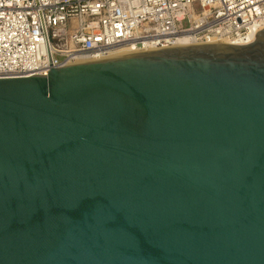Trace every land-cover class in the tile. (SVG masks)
<instances>
[{
  "label": "water",
  "instance_id": "95a60500",
  "mask_svg": "<svg viewBox=\"0 0 264 264\" xmlns=\"http://www.w3.org/2000/svg\"><path fill=\"white\" fill-rule=\"evenodd\" d=\"M0 264H264V28L0 77Z\"/></svg>",
  "mask_w": 264,
  "mask_h": 264
},
{
  "label": "built area",
  "instance_id": "2783aa9c",
  "mask_svg": "<svg viewBox=\"0 0 264 264\" xmlns=\"http://www.w3.org/2000/svg\"><path fill=\"white\" fill-rule=\"evenodd\" d=\"M263 28L264 0H0V77L165 48L180 36L243 45Z\"/></svg>",
  "mask_w": 264,
  "mask_h": 264
},
{
  "label": "bare ground",
  "instance_id": "6f19581e",
  "mask_svg": "<svg viewBox=\"0 0 264 264\" xmlns=\"http://www.w3.org/2000/svg\"><path fill=\"white\" fill-rule=\"evenodd\" d=\"M256 33H258V32L253 33L252 36H251V34L247 35V38H246L245 42H242V43L251 42L254 39V35ZM206 43H209V44H228V42L225 41V40H221V41L209 40ZM235 43L239 44V42H235ZM198 44L199 43H194V42L188 40L187 37H185V36H183V37L180 36V37H177L176 41L172 44V46H169V47L184 46V45H198ZM140 51H145V50H141V49L131 50L130 47H127V48L120 49V50H118L116 52H112L108 56H106L105 58L112 57V56H117V55L135 53V52H140ZM92 60H97V59L80 60V61H77V62H85V61H92ZM77 62H74V63H77Z\"/></svg>",
  "mask_w": 264,
  "mask_h": 264
}]
</instances>
